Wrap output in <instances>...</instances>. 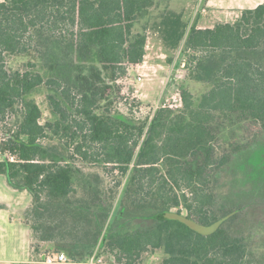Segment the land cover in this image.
<instances>
[{
	"label": "trees",
	"instance_id": "trees-1",
	"mask_svg": "<svg viewBox=\"0 0 264 264\" xmlns=\"http://www.w3.org/2000/svg\"><path fill=\"white\" fill-rule=\"evenodd\" d=\"M168 1L0 3V122L15 119L1 141L9 158L0 161V174L12 188L31 193L36 214L90 215L70 201L80 173L70 161L112 167L125 182L118 185L123 183L117 226L109 222L103 241L119 263L134 264L161 250L162 264H253V234L239 222L245 207L225 203L216 187L221 172L254 151L264 134V62L253 58L264 49V3L243 11L237 23L212 29L192 26L187 32L180 18H163L167 42L175 46L184 38L195 74L212 84L199 100L183 90L182 109L161 108L145 117L103 106L114 86L145 61L148 35L145 28L136 32L137 24L147 10ZM28 52L38 55L47 79L34 70L9 72L7 56ZM43 85L52 92L47 99L57 116L45 124L39 105L28 99ZM230 134L238 139L229 142ZM79 185L95 191L87 181ZM104 207L106 214L94 219V245L113 204ZM28 215L33 255L39 257L33 264H42L48 252H65L76 261L92 255L81 257L79 245L43 250L59 226L31 224ZM186 220L217 229L204 235Z\"/></svg>",
	"mask_w": 264,
	"mask_h": 264
},
{
	"label": "rangeland",
	"instance_id": "rangeland-1",
	"mask_svg": "<svg viewBox=\"0 0 264 264\" xmlns=\"http://www.w3.org/2000/svg\"><path fill=\"white\" fill-rule=\"evenodd\" d=\"M146 17L141 18L135 31L139 32L145 28L147 35L150 36L148 32L151 26L147 23L148 18ZM241 18L242 14L238 18L230 19L227 23L235 24ZM158 29V31H161L162 36V29ZM165 35L168 37L167 33ZM173 43L171 44L173 45ZM171 44L169 42H167V45L166 42L165 44L161 43L160 48L156 49L159 53V57L156 58L159 60L158 65H160L157 72L140 73L132 71L127 79L118 82L114 86L113 94L103 106L110 108L114 113L125 116H128L131 111L136 113L140 111V115L145 117L153 116L158 105L168 103L169 101L172 102L174 98H178V95L182 94L183 90L190 91L194 95L195 100H199L212 87V84L201 80L195 74L196 62L191 61L192 55L186 51L184 42L180 41L175 46H171ZM152 51L153 49H149V53ZM148 58L150 59L151 57ZM253 58L263 63L264 49L253 56ZM6 62V67L11 73L34 70L42 74L45 79L50 76L42 61L34 52L9 55L6 58ZM140 76L143 77L142 80H140ZM51 93L43 85L28 97L29 100L34 101L41 108L43 114L42 124L57 119L47 99ZM182 108L183 104L181 107L174 108L173 110ZM14 123L15 119L12 118L6 119L5 122H0V161L9 158V155L2 151L1 141L6 137L7 132L11 131ZM249 135L251 136V134ZM236 139H238L236 135L230 134L229 142H234ZM243 139H248L247 133L244 134ZM259 141L260 143L254 151L241 155L234 163L221 172L218 180L219 183L216 187L218 194L225 203L233 207H245L240 215L239 222H244V225L248 226L249 232L253 234L252 244L255 252V256L252 259L253 264H264V134L260 136ZM223 143L220 145L222 150L225 151V145L227 144ZM70 162L80 172L76 175L77 192L71 197L70 201L74 205L73 207L78 206V208H81L83 206V208H88L90 215H80L77 211L72 214L62 211L55 212L54 215H51L50 212L36 214L33 204L34 199L31 193L11 188L7 183V177L0 175V202L7 205L6 210H0L3 224L9 226L8 222H20L26 211V214H29L27 219H29L31 224L37 221H43V223H50L52 221V224L59 226L56 230L57 232L54 233L53 241L47 245H43V250L54 249L57 244L67 246L79 245L81 247L79 251L81 257L87 258L88 255L99 249L107 264H127L125 263L126 261L119 263L115 253L103 241L106 230L111 226L109 222L112 221L117 226L116 216L119 217V199L125 179L118 171L113 173L112 167L85 163L79 158H75ZM94 177L100 178L99 183L94 184ZM81 181H87L92 184L90 187L95 191H84L79 185ZM121 182H123L122 185L118 187ZM97 191H100V194H98L99 199L95 200V193ZM110 202L113 204V209L109 215L110 217L103 223L98 243L94 245L93 243H95L97 235V232L93 230L95 225L94 219L97 216L102 218L106 214L108 209L104 206H107ZM183 214L187 215L185 210ZM6 220L8 222H5ZM123 226L131 228V222H124ZM8 235H12V230H9ZM14 239H16L15 235L12 240ZM10 241L8 240L7 245H9ZM163 259V251L156 250L145 253L134 264H162ZM35 260H39V257H36Z\"/></svg>",
	"mask_w": 264,
	"mask_h": 264
},
{
	"label": "crops",
	"instance_id": "crops-1",
	"mask_svg": "<svg viewBox=\"0 0 264 264\" xmlns=\"http://www.w3.org/2000/svg\"><path fill=\"white\" fill-rule=\"evenodd\" d=\"M2 2L4 0H0V3ZM263 3L264 0H202L201 2L197 0H170L159 3L147 10L144 15L146 17L151 13L146 17L148 18L147 23L151 26L148 32L150 36H148L147 41L146 57L144 63L133 68L131 72L158 71L160 65H158L159 60L156 57H159V53L156 49L160 48L161 43L165 44L166 42L167 45L166 33L163 32L165 27L161 25L163 18L168 16L180 18L186 26L187 32L192 26H196L197 29H212L217 24L227 23L230 19L238 18L243 11L255 9ZM158 28L162 29V36ZM184 40L183 38L181 42L183 43ZM149 49H153V51L149 53ZM0 205L3 206L0 210L7 209L6 204L0 202ZM25 215L26 211L20 222L14 223L6 220L5 222H8L9 226L3 224V217L0 215V264H33L36 262L32 249V231L26 223ZM9 230H12V235H8ZM14 235L16 239L12 240ZM8 240H11L9 245H7Z\"/></svg>",
	"mask_w": 264,
	"mask_h": 264
},
{
	"label": "built area",
	"instance_id": "built-area-1",
	"mask_svg": "<svg viewBox=\"0 0 264 264\" xmlns=\"http://www.w3.org/2000/svg\"><path fill=\"white\" fill-rule=\"evenodd\" d=\"M197 1L201 2L202 0H197ZM142 78L143 77L140 76V80H142ZM182 104H183V100L180 94L178 95V98H174L172 102L169 101L168 103L166 102L161 105H158L156 107V112L161 108H168V109L178 108V107H181ZM41 263L42 264H107V262L104 259V256L101 255V253L99 252V249L93 252L92 255L88 259L83 260V261L73 260L65 252H48L46 254H43Z\"/></svg>",
	"mask_w": 264,
	"mask_h": 264
},
{
	"label": "water",
	"instance_id": "water-1",
	"mask_svg": "<svg viewBox=\"0 0 264 264\" xmlns=\"http://www.w3.org/2000/svg\"><path fill=\"white\" fill-rule=\"evenodd\" d=\"M186 222L194 230L204 235L212 234L217 229V226H203L191 220H186Z\"/></svg>",
	"mask_w": 264,
	"mask_h": 264
}]
</instances>
